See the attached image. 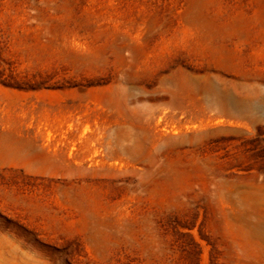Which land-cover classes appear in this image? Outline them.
Returning a JSON list of instances; mask_svg holds the SVG:
<instances>
[{"label":"rangeland","instance_id":"1","mask_svg":"<svg viewBox=\"0 0 264 264\" xmlns=\"http://www.w3.org/2000/svg\"><path fill=\"white\" fill-rule=\"evenodd\" d=\"M0 264H264V0H0Z\"/></svg>","mask_w":264,"mask_h":264}]
</instances>
